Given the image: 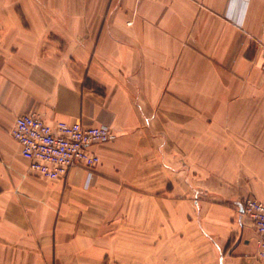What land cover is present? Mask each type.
Returning a JSON list of instances; mask_svg holds the SVG:
<instances>
[{
  "label": "crops",
  "instance_id": "obj_1",
  "mask_svg": "<svg viewBox=\"0 0 264 264\" xmlns=\"http://www.w3.org/2000/svg\"><path fill=\"white\" fill-rule=\"evenodd\" d=\"M264 0H0V264H264ZM112 127L93 174L12 137Z\"/></svg>",
  "mask_w": 264,
  "mask_h": 264
},
{
  "label": "built area",
  "instance_id": "obj_2",
  "mask_svg": "<svg viewBox=\"0 0 264 264\" xmlns=\"http://www.w3.org/2000/svg\"><path fill=\"white\" fill-rule=\"evenodd\" d=\"M262 50L264 56V44ZM11 135L21 146L31 172L51 179L67 177L77 168L93 174L100 158L91 148L115 138L110 125H95L84 120L51 124L34 109L16 118ZM243 210L256 228L259 254L264 259V200L249 197L243 202Z\"/></svg>",
  "mask_w": 264,
  "mask_h": 264
}]
</instances>
